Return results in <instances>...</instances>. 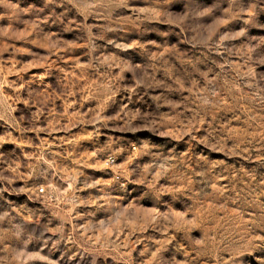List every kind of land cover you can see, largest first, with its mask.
Returning a JSON list of instances; mask_svg holds the SVG:
<instances>
[{
	"label": "rangeland",
	"instance_id": "374dc122",
	"mask_svg": "<svg viewBox=\"0 0 264 264\" xmlns=\"http://www.w3.org/2000/svg\"><path fill=\"white\" fill-rule=\"evenodd\" d=\"M0 264H264V0H0Z\"/></svg>",
	"mask_w": 264,
	"mask_h": 264
},
{
	"label": "built area",
	"instance_id": "2783aa9c",
	"mask_svg": "<svg viewBox=\"0 0 264 264\" xmlns=\"http://www.w3.org/2000/svg\"><path fill=\"white\" fill-rule=\"evenodd\" d=\"M40 191H41V189H40Z\"/></svg>",
	"mask_w": 264,
	"mask_h": 264
}]
</instances>
